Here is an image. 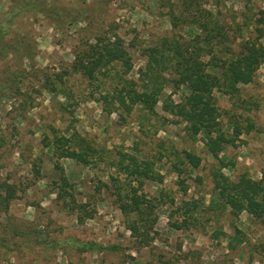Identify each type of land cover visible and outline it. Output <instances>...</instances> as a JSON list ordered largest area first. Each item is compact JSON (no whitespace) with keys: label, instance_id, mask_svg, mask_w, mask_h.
<instances>
[{"label":"rangeland","instance_id":"374dc122","mask_svg":"<svg viewBox=\"0 0 264 264\" xmlns=\"http://www.w3.org/2000/svg\"><path fill=\"white\" fill-rule=\"evenodd\" d=\"M50 2L54 8L82 11L80 20L59 27L44 16L36 20L19 19L15 36L24 38L25 46L28 41L33 44L34 58L24 59L23 64L15 58L0 61V71L13 65L6 74H0L4 78L12 80L19 64L32 74L30 78L15 82L29 96L25 109L21 107L24 98L20 94L0 100V134L7 137V144L0 149V177L18 186V197L9 210L12 218L8 220L0 212V235L6 238V243L0 244V264H164V261L264 264V226L246 212L234 217L214 198L210 176L213 158L204 142L199 138L197 141L189 139L183 125L176 123L173 117L165 119L167 115L161 104L157 107L158 116L145 117L144 112L136 108L123 123L118 114H108L100 103L89 97L87 81L79 75L68 80L72 94L68 100L63 95L38 91L40 81L33 76V66L50 72L63 71L72 64L82 37L90 39L110 25L130 46L135 63L132 74L136 76L145 62L140 52L142 46L170 29L169 20L161 14L157 0ZM9 3L10 0H6V6ZM228 6L238 8L239 3L233 0ZM255 6L264 8V0H255ZM25 33L29 40L25 39ZM215 95L224 124L229 120L225 111L249 116L255 123L253 131L241 135L244 142L227 145L222 156L233 158L236 166L224 172L235 179L248 170L253 177L260 178L264 169V64L255 81L241 87L243 101L220 92ZM73 132L105 146L109 157L116 155V147H119L128 152L137 151L144 158L161 159L164 163L157 166L164 181H147L143 189L150 197L157 198L160 205L156 226L159 236L151 246L138 250L112 195L105 189L95 190L100 181L107 182L109 175L116 172L108 163L91 168L69 158L60 161L76 184L78 199L97 203L98 213L94 219L79 223L75 214L58 205L52 181L59 171L54 166L50 142L56 135L69 136ZM176 150L200 155L201 166L178 175L173 168L178 162ZM181 180L185 182L182 185ZM185 201H195L198 207L190 213L188 229H175L172 223L182 217L173 212ZM4 225L8 226V231L3 229ZM15 228L24 230L27 235H16ZM87 242H96L105 248L78 250V246Z\"/></svg>","mask_w":264,"mask_h":264},{"label":"trees","instance_id":"16d2710c","mask_svg":"<svg viewBox=\"0 0 264 264\" xmlns=\"http://www.w3.org/2000/svg\"><path fill=\"white\" fill-rule=\"evenodd\" d=\"M231 1L157 0L161 14L169 20L170 29L155 35L149 44L142 46L140 52L145 62L138 68L136 76L132 74L135 63L130 46L112 25L90 39L82 37L72 64L63 71L50 72L33 66L35 71L32 73L40 81L39 92L63 95L67 100L72 96L68 80L79 75L87 81L89 97L100 103L108 114H118L123 123L136 108L142 110L145 117L158 116L157 107L161 104L167 115L165 119L173 117L176 123L183 125L189 139L197 141L199 138L204 142L213 158L210 176L214 198L234 217L246 212L264 226V169L260 178L253 177L248 170L235 179L224 172V169L236 166L233 158L222 156L227 145L244 142L241 135L253 131L255 123L249 116L225 111L229 120L224 124L215 94L220 92L243 101L241 87L252 84L264 64V8L255 6V0H235L239 7H229ZM81 15L80 10L54 8L50 0H10L8 6L6 0H0V61L15 58L22 63L24 59L34 58L33 44L28 41L25 46L24 38L15 36L19 19L36 20L38 16H44L60 27L75 24ZM189 29L193 30L187 33ZM12 66H7L0 74H6ZM1 75L0 100L20 94L24 98L21 107L25 109L29 96L15 82L30 78L32 74L19 64L12 80ZM6 144V135L0 134V149ZM50 146L55 169L59 171L52 181V189L61 208L75 214L79 223L94 219L98 213L97 203L78 199L76 184L66 173L60 162L62 159L69 158L78 165L91 168L108 163V167L116 172L109 175L107 182L100 181L95 190L105 189L112 195L138 250L153 244L159 236L156 226L160 205L157 198L150 197L143 189L147 181H164V175L157 168L164 164L161 159L144 158L137 151L128 152L119 147H116V155L109 157L105 146L77 132L69 136L56 135ZM176 152L178 162L173 168L178 175L201 166L200 155L189 150ZM181 181V185L185 183ZM183 190L187 192L185 185ZM17 197L18 186L0 177V212L8 220L12 218L11 203ZM197 207L195 201L179 204L173 213L182 218L173 222L172 227L188 229L190 213ZM3 229L8 231L9 228L4 225ZM14 231L19 236L27 235L24 230L15 228ZM3 243L6 238L0 235V244ZM77 248L86 251L105 247L87 242ZM164 264L176 263L164 261Z\"/></svg>","mask_w":264,"mask_h":264}]
</instances>
